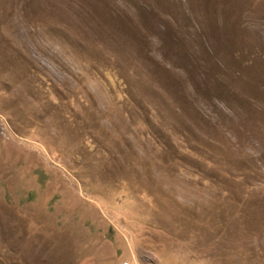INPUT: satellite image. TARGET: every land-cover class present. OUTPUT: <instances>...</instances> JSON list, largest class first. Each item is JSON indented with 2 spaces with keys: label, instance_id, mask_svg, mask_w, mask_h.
<instances>
[{
  "label": "rangeland",
  "instance_id": "374dc122",
  "mask_svg": "<svg viewBox=\"0 0 264 264\" xmlns=\"http://www.w3.org/2000/svg\"><path fill=\"white\" fill-rule=\"evenodd\" d=\"M264 264V0H0V264Z\"/></svg>",
  "mask_w": 264,
  "mask_h": 264
},
{
  "label": "built area",
  "instance_id": "2783aa9c",
  "mask_svg": "<svg viewBox=\"0 0 264 264\" xmlns=\"http://www.w3.org/2000/svg\"><path fill=\"white\" fill-rule=\"evenodd\" d=\"M124 264H128V263H124Z\"/></svg>",
  "mask_w": 264,
  "mask_h": 264
}]
</instances>
